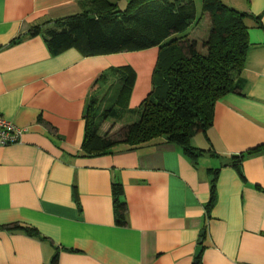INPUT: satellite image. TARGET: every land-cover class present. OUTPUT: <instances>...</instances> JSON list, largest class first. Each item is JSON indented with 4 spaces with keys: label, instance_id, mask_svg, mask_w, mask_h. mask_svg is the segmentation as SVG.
I'll use <instances>...</instances> for the list:
<instances>
[{
    "label": "crops",
    "instance_id": "crops-1",
    "mask_svg": "<svg viewBox=\"0 0 264 264\" xmlns=\"http://www.w3.org/2000/svg\"><path fill=\"white\" fill-rule=\"evenodd\" d=\"M233 2L248 28L242 89L216 101L190 157L161 138L84 153L88 97L117 64L112 55L126 51L53 55L45 32L80 13L78 1L0 0V115L23 129L19 142L0 146V264H51L54 255L57 264H194L202 231L199 264H264V151H247L264 144V0ZM33 26L40 32L29 36ZM187 37L204 51L206 37ZM151 55L126 109L152 89L158 50ZM126 117L110 135L138 119ZM113 183L123 190V225Z\"/></svg>",
    "mask_w": 264,
    "mask_h": 264
},
{
    "label": "trees",
    "instance_id": "trees-1",
    "mask_svg": "<svg viewBox=\"0 0 264 264\" xmlns=\"http://www.w3.org/2000/svg\"><path fill=\"white\" fill-rule=\"evenodd\" d=\"M77 1L80 13L63 21L58 28L45 32L53 55L69 48L90 56L159 47L152 73V89L137 110L121 106L132 90L134 72L128 66L109 70L120 78L122 84L117 104L105 116L120 121L131 113L138 116L136 121L126 124L116 135L98 137L92 129L90 117L96 98L88 97L84 113V153L101 154L119 143L138 147L161 138L195 157L189 142L191 136L211 127L218 99L229 93H240L242 89V70L249 46L245 13L220 0H202L203 14L208 15L210 26L208 36L200 44L204 51H200L198 41L185 34L197 19L192 0H128L125 8L109 0ZM39 32L40 27L33 26L27 34L35 36ZM181 33L184 34L176 36ZM106 75L101 74L97 81ZM260 150L264 151V144L247 151ZM241 156L235 157L234 165ZM216 176L215 172L207 215L214 206ZM122 193L121 184L113 183L117 225L126 223L127 208L120 200ZM9 228L25 229L19 224H11ZM199 256L196 264H199ZM57 261L58 256L54 255L51 264H57Z\"/></svg>",
    "mask_w": 264,
    "mask_h": 264
},
{
    "label": "rangeland",
    "instance_id": "rangeland-1",
    "mask_svg": "<svg viewBox=\"0 0 264 264\" xmlns=\"http://www.w3.org/2000/svg\"><path fill=\"white\" fill-rule=\"evenodd\" d=\"M112 3H116L118 7L125 8L128 0H109ZM195 3L196 7V20L193 22L189 28L185 31V34L191 35L193 37H207L209 32V18L206 14H203L202 10V0H192ZM222 3L232 7L233 0H220ZM230 3V4H229ZM176 34V36L183 35ZM195 35V36H194ZM156 50L159 52V47H150L146 49L140 50H132L126 51L125 53H118L119 55H112L113 62L117 64H113V67H123L128 66L133 72L134 75L136 73V84H138L139 80L145 79V69L147 65L151 63V57L153 53H156ZM145 55V56H144ZM115 56V57H113ZM119 56H124V60H119ZM158 56V55H157ZM122 62V63H119ZM137 64L138 68H135L134 65ZM144 70V71H143ZM105 73V77L102 80H99L97 86L91 93V97L96 98V104L94 111L90 114L91 117V126L94 129L96 135L98 137H105L110 135L114 129L116 128L117 121L109 119L105 116L106 112L111 108L115 107L117 94L119 88L122 84L120 78L111 74L110 71L103 72ZM135 83V78H134ZM128 121L133 117L134 119L138 117L137 115L133 116L131 113L127 115ZM126 117V118H127Z\"/></svg>",
    "mask_w": 264,
    "mask_h": 264
},
{
    "label": "built area",
    "instance_id": "built-area-1",
    "mask_svg": "<svg viewBox=\"0 0 264 264\" xmlns=\"http://www.w3.org/2000/svg\"><path fill=\"white\" fill-rule=\"evenodd\" d=\"M22 133V128L0 115V146L19 142Z\"/></svg>",
    "mask_w": 264,
    "mask_h": 264
},
{
    "label": "water",
    "instance_id": "water-1",
    "mask_svg": "<svg viewBox=\"0 0 264 264\" xmlns=\"http://www.w3.org/2000/svg\"><path fill=\"white\" fill-rule=\"evenodd\" d=\"M203 234H204V232L202 231V232L200 233V235L203 236ZM201 242H202V238L200 239L199 245L196 247V250H195V259H194V261H193L194 264H196V262H197V257L199 256V254H200V252H201V249H202L201 246H200Z\"/></svg>",
    "mask_w": 264,
    "mask_h": 264
}]
</instances>
